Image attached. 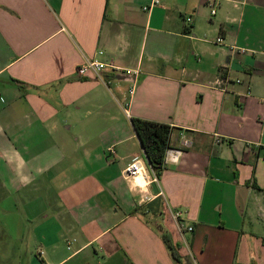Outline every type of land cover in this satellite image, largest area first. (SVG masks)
I'll return each instance as SVG.
<instances>
[{
  "label": "crops",
  "instance_id": "0c3cea01",
  "mask_svg": "<svg viewBox=\"0 0 264 264\" xmlns=\"http://www.w3.org/2000/svg\"><path fill=\"white\" fill-rule=\"evenodd\" d=\"M152 1L0 0V264H264V0Z\"/></svg>",
  "mask_w": 264,
  "mask_h": 264
},
{
  "label": "trees",
  "instance_id": "16d2710c",
  "mask_svg": "<svg viewBox=\"0 0 264 264\" xmlns=\"http://www.w3.org/2000/svg\"><path fill=\"white\" fill-rule=\"evenodd\" d=\"M132 124L151 167L159 177L164 169L166 152L170 148L172 127L140 118H132ZM161 236L172 256L180 263V256L168 232L162 230Z\"/></svg>",
  "mask_w": 264,
  "mask_h": 264
},
{
  "label": "built area",
  "instance_id": "2783aa9c",
  "mask_svg": "<svg viewBox=\"0 0 264 264\" xmlns=\"http://www.w3.org/2000/svg\"><path fill=\"white\" fill-rule=\"evenodd\" d=\"M160 4L161 3L159 0H153L149 5L144 7V10H149L154 6H159ZM213 13H215V12L213 11ZM187 21L190 23L191 19H187ZM218 41L221 42L222 40L219 39ZM100 54H102V52H100ZM107 66H109V65L104 63V62L90 61L85 66H83L79 69V73L84 74L88 70H92L93 72H95V74H97L99 77H101V73L103 72V70ZM125 73H127L128 75H131V76H137L139 74L138 72H133L131 70H127ZM133 82H134V85H133L132 89L130 90L131 95L134 94V90H135V86H136V79L135 78H134ZM181 155H182V150L170 147L166 152V156H165V160H164V166L166 164L179 162ZM125 173H126L127 178H133V177L139 176L141 174H145V167H144L143 162L141 160H135L133 163H131L128 166V168L125 170ZM174 218L177 220L179 226L181 228H183V225L181 223L182 222V213L180 211H176L174 213ZM187 229H188V231H192L193 227L188 226ZM75 241L76 240L74 239L72 241V243ZM68 248L71 249V245H69ZM42 254H43V252H42Z\"/></svg>",
  "mask_w": 264,
  "mask_h": 264
},
{
  "label": "rangeland",
  "instance_id": "374dc122",
  "mask_svg": "<svg viewBox=\"0 0 264 264\" xmlns=\"http://www.w3.org/2000/svg\"><path fill=\"white\" fill-rule=\"evenodd\" d=\"M8 202L9 200H5L4 203L1 204L0 206V241L3 240V229L2 227L7 223V215H6V211L8 210L7 206H8Z\"/></svg>",
  "mask_w": 264,
  "mask_h": 264
},
{
  "label": "bare ground",
  "instance_id": "6f19581e",
  "mask_svg": "<svg viewBox=\"0 0 264 264\" xmlns=\"http://www.w3.org/2000/svg\"><path fill=\"white\" fill-rule=\"evenodd\" d=\"M142 175V174H141ZM142 184H144V181H143V179H142V177H139V179H138Z\"/></svg>",
  "mask_w": 264,
  "mask_h": 264
},
{
  "label": "water",
  "instance_id": "95a60500",
  "mask_svg": "<svg viewBox=\"0 0 264 264\" xmlns=\"http://www.w3.org/2000/svg\"><path fill=\"white\" fill-rule=\"evenodd\" d=\"M142 145V144H141ZM149 162V161H148Z\"/></svg>",
  "mask_w": 264,
  "mask_h": 264
}]
</instances>
